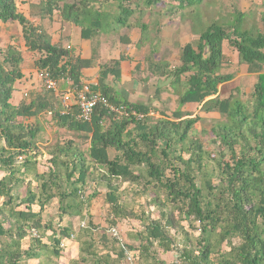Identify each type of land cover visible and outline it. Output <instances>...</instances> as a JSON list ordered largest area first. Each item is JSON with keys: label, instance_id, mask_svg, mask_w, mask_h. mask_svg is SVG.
I'll list each match as a JSON object with an SVG mask.
<instances>
[{"label": "trees", "instance_id": "trees-1", "mask_svg": "<svg viewBox=\"0 0 264 264\" xmlns=\"http://www.w3.org/2000/svg\"><path fill=\"white\" fill-rule=\"evenodd\" d=\"M95 1L39 0L30 4L25 0H0V22L18 24L22 47L39 55L34 65L35 81L32 74L25 77L21 49L13 43L0 44V264H28L32 260L42 264L46 255L44 264H60L62 241L70 238L72 229L64 227L57 232L52 224L42 222V214L48 203L58 199L59 221L65 215L88 216V211L84 213L89 208L84 190L91 180L96 188L106 190L108 226L133 216L140 220V229L127 234L129 244L120 229L115 239L108 237V229H102L100 246L94 232L101 227L89 217L74 238L76 258L65 264H165L157 258L156 247L173 251L180 235L184 242L179 263L175 264H264V32L253 33L238 24L232 28L213 21L194 40L183 44L177 66L151 58L148 72L162 84L156 96L161 99L165 89L178 90V106L170 114L161 107L136 105L113 95L103 80L110 67L120 78L123 58L101 61L99 90L89 84L90 88L109 104L124 107V114L115 116L108 107L98 104L91 119L83 120L78 105L65 106L62 96L67 78L83 86L81 70L91 65L90 60L73 56L70 49L52 43L50 35L30 17H59L62 22L79 26L82 38L88 40L101 28L111 27L113 20L116 30L129 26L140 8L133 0H115L117 13L111 16L102 10V3L96 5ZM161 1L145 0L143 8L155 7ZM174 1L178 10L200 2ZM24 5L30 8L24 9ZM107 7L108 3L103 6ZM243 16L240 13L238 20ZM140 24L142 39L147 37V25L143 21ZM225 42L247 65L248 74L256 75L248 99L222 96L219 86L233 78L221 72L227 61ZM40 71L59 83L57 91L39 79ZM19 81L26 86L20 89L16 86ZM185 105H196L199 113L192 117L184 110ZM153 110L159 118L152 116ZM213 114L220 118L209 126V132L201 128L203 134L210 135L204 141L196 124ZM47 123L66 130L69 136L48 151L49 168L40 171L37 142ZM77 139L87 142L88 147L82 150ZM110 149L117 153L114 159ZM121 183L135 186L137 196H143L140 191L147 196L153 189L149 205L155 207L157 217H139L128 209L120 192ZM34 206L39 209L35 211ZM174 211L179 214L177 219ZM185 221L197 229L198 236L191 239L182 225ZM32 229L38 233L37 238L32 236ZM48 230L52 234H47ZM25 239L30 240L27 248L23 247ZM134 242L139 245L133 247ZM136 249L139 255L135 261Z\"/></svg>", "mask_w": 264, "mask_h": 264}, {"label": "rangeland", "instance_id": "rangeland-1", "mask_svg": "<svg viewBox=\"0 0 264 264\" xmlns=\"http://www.w3.org/2000/svg\"><path fill=\"white\" fill-rule=\"evenodd\" d=\"M31 1V0H27ZM37 3L39 0H34ZM66 2L72 3L77 2V0H65ZM94 1V0H93ZM134 3L140 4V8L134 13V15L131 17V22L134 21H144L147 20L148 24L151 22L154 23L155 20H157L160 16V12H164L165 16H170L173 19L177 18L178 16L184 18V22L188 21L191 23V29L190 32L192 34H195L196 32L202 31L207 25H209L213 21H220L228 26L233 28V25L238 24L240 29L243 30H249L253 33L257 32H264V0H200L199 3L194 4L192 6H188L186 9L178 10L175 8L176 2L174 0H162L160 4L153 10L147 17L148 9L143 8L144 1L145 0H133ZM102 3V10L109 11L110 15H114L117 13V2L115 0H96L95 3L98 5V3ZM109 4V7L103 8L106 4ZM24 9H27V6L24 5ZM244 13V16L242 17L241 21H239V14ZM162 14V13H160ZM33 17H30L31 20H34V17L37 16L36 14L32 15ZM146 17V19H145ZM44 18H49L40 24L44 31H48L50 27V31H53V22L57 20L58 18L55 16L53 19L45 16ZM175 21V20H174ZM169 24V22H167ZM117 25V22L113 20L112 26ZM172 26H177V24H172ZM106 26L105 28H101L102 34L107 33L109 29ZM104 30V31H103ZM116 33L117 30H116ZM183 33V32H181ZM101 34V35H102ZM98 36V35H97ZM100 36V35H99ZM98 36V37H99ZM21 27L15 26L13 23H4L1 24L0 28V44L6 45L5 43H13L15 46L19 47L21 49L24 58L25 63V77H28L30 74H32V77L36 81V70L34 67L35 62L38 58V54H33L32 52L26 51L25 48H23L21 43ZM142 43V41H136L134 45V50L138 48V46ZM3 45V46H4ZM180 49L175 50L176 53L179 52ZM224 52L227 56V61L224 64V67L222 69V74L224 75H232V80L227 82L226 84H221L219 87L222 90V96L228 97L230 94L239 97L242 99H248V97L251 96V92L253 90V86L256 83V75H249L247 71V65L244 63H241L238 59L237 52L233 50L227 42H225L224 45ZM151 53H148L146 57L150 58ZM152 55V54H151ZM164 59H168L171 61V64L174 66L178 65V59L180 56V52L177 55V58L174 59V56L172 55H165ZM146 61V58H145ZM30 71H32L30 73ZM30 73V74H29ZM154 81V80H153ZM157 83V81H156ZM31 84H29L30 86ZM35 85V84H34ZM34 87V86H33ZM22 89V86L20 87ZM180 90V88H179ZM178 90L172 88V90L165 89L161 92L162 99L164 100L163 106H160L163 111L170 114V112L177 108L178 106ZM184 110L189 111L192 113V117H195L199 113V108L196 105H185ZM152 116L158 117L159 114L156 111H152ZM212 118L205 119L202 124H196V131L199 133V137L202 138L204 141H206L207 138L210 137V135L203 134L201 128H205L207 132H209V126L218 120L219 115L213 114ZM202 128V129H203ZM201 134L202 137H201ZM71 135V134H70ZM68 133L64 129L57 130L56 127L51 126L50 123H47L45 131L40 136V141L37 142L38 145V152L37 154V160L39 165L40 171H46L49 168V150L52 149V147L59 141L65 142V137H68ZM71 137L75 138L76 136ZM77 142L82 150H85L88 147L87 142H83L82 139H77ZM213 149V148H212ZM110 157L111 159H114L116 154L114 150L110 149ZM185 158H188V155L184 156ZM169 173V170L167 171ZM3 175V173H0V177ZM94 180H91L90 183L87 185V187L84 190V195L86 197V201L88 203L89 208L84 210V213L86 211L89 212L88 216H85V218L79 216V217H73L70 218L68 215L64 216V219L59 221V201L58 199H53L50 203L47 204V207L45 211L42 214V222L44 224H52L53 228L58 232L59 229L64 227H70L72 229V235L74 238L76 237L79 230L82 228V224H85L88 222L89 217L92 218V221L95 226H100L101 229L96 230L94 232V239L98 243V245L102 246V244H99V237L101 236L102 232L107 229L110 231L112 228H118L120 229V233L123 236H126V243H130L128 240L127 234L130 231H134L136 229H140V220L135 217H129L125 220H119L117 224L115 225H109L106 223V217L109 213L108 205L105 203V194L106 190L102 186L95 187ZM143 185L141 184L139 188H142ZM151 188V187H150ZM137 188L129 183H121L120 184V192L123 194L124 201L128 203V209L136 212L139 217L143 216L145 214L146 216H150L151 218L157 217L158 212H156L154 206L149 205V200L151 199L150 196L153 195V189L150 190V192L145 196V192L140 191L139 194L143 196H137ZM160 196H163L161 192H159ZM88 199H90L88 201ZM33 209L37 211L39 209L38 206H34ZM174 216L176 219L178 218L179 214L177 211H174ZM182 225L184 229L190 234L191 239L198 236L197 229H194L193 226H190L188 222H182ZM108 227V228H107ZM134 229V230H133ZM173 233V232H172ZM47 234H52L51 230H48ZM109 238H114V236L111 235L109 232L108 234ZM73 239H64L62 241L61 248L63 249L62 258L60 259V264L67 263L66 261H70L73 259V257L76 258L77 253H75V250L77 249L78 245L76 241ZM182 235L179 236L178 241L174 247L173 251L170 252H164L161 248L156 247V254L157 258L161 259L165 264H175L179 263V249L181 248L184 240L181 239ZM115 239V238H114ZM30 240L25 239L23 242V247L27 248L30 245ZM235 244L238 243V240H233ZM131 245V244H130ZM139 243L134 242L133 247H137ZM224 250L228 251L229 247L226 245L224 246ZM74 251V253H72ZM138 251L136 249V259H138ZM77 252V251H76ZM74 255V256H73ZM47 256V255H46ZM46 256H43L42 258V264H44L43 260L47 259ZM38 260H32L29 261L28 264H38ZM134 264H137L134 262Z\"/></svg>", "mask_w": 264, "mask_h": 264}, {"label": "crops", "instance_id": "crops-1", "mask_svg": "<svg viewBox=\"0 0 264 264\" xmlns=\"http://www.w3.org/2000/svg\"><path fill=\"white\" fill-rule=\"evenodd\" d=\"M29 3L37 4L34 0ZM158 5L148 9L147 17ZM29 8L28 6L27 9ZM160 13V17L154 23L148 24L147 20L143 21L147 25V32L145 33L147 37H142V39L140 28L142 20L134 22L129 20V26L121 27L117 30L118 33H116V27L113 26L107 28L109 29L107 33L102 34V31H98L93 34L91 39L85 40L82 38V29L79 26L62 22L57 17L58 19L53 22V31L51 32L49 27L46 32L50 35L52 43L61 44L64 48L70 49L73 56L90 60L91 65L81 70L83 83L90 84L95 90H99L101 76L99 64L101 61L105 63L123 58L119 66L120 78L117 79L115 76L116 69L110 67V71L103 80L105 88H109L113 91V95L118 94L132 104L159 108L162 104L161 101L164 103V100L162 95L160 99L156 96V93L157 88L162 84L152 78L151 73L148 72L151 58L164 59L165 55H172L174 59L177 58L183 44L194 40L197 37L196 34H198V32L195 34L190 32L191 23L184 22V18L178 16L173 19L170 16H165L164 12ZM34 19L38 24H42L43 21L49 18L41 19L35 16ZM1 24L4 23L0 22V28ZM172 24H177V26L174 28ZM13 25L19 26L16 23H13ZM136 41H142L143 44L140 43L138 48L134 50ZM177 49H180L178 53L175 52ZM148 53L152 54L149 55L150 58L146 57ZM164 60L169 61L167 58ZM145 77L148 80H143ZM24 85L23 82L19 81L16 86L21 87ZM76 251L77 249L75 253H77ZM66 262L68 263V260Z\"/></svg>", "mask_w": 264, "mask_h": 264}, {"label": "built area", "instance_id": "built-area-1", "mask_svg": "<svg viewBox=\"0 0 264 264\" xmlns=\"http://www.w3.org/2000/svg\"><path fill=\"white\" fill-rule=\"evenodd\" d=\"M39 79L44 82V84L54 91L58 89V82L54 80L50 75L45 71L38 72ZM64 82L67 84L66 91L63 93L62 96V103L65 106H69L71 103H75L79 107V118L83 120H90L93 114L95 107L98 104H102L105 107H108L111 113L116 115L124 114V107L122 106H114L109 104L108 101L104 96L93 92L90 88L89 84L84 83L82 87L76 86L73 81L67 78ZM74 101V102H73ZM137 117L141 118L142 115H138L137 113L133 112ZM115 118V117H114ZM84 226V224H82ZM110 233L114 237H118V228L114 227L110 229ZM32 236L34 238L38 237V233L32 229ZM74 236L70 235V240L73 239ZM129 260L131 257L128 253H126Z\"/></svg>", "mask_w": 264, "mask_h": 264}]
</instances>
